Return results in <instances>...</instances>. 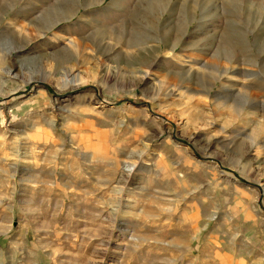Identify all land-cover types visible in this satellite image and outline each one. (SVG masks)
I'll return each instance as SVG.
<instances>
[{
    "label": "rangeland",
    "instance_id": "1",
    "mask_svg": "<svg viewBox=\"0 0 264 264\" xmlns=\"http://www.w3.org/2000/svg\"><path fill=\"white\" fill-rule=\"evenodd\" d=\"M0 264H264V0H0Z\"/></svg>",
    "mask_w": 264,
    "mask_h": 264
},
{
    "label": "bare ground",
    "instance_id": "2",
    "mask_svg": "<svg viewBox=\"0 0 264 264\" xmlns=\"http://www.w3.org/2000/svg\"><path fill=\"white\" fill-rule=\"evenodd\" d=\"M131 169V168H130Z\"/></svg>",
    "mask_w": 264,
    "mask_h": 264
}]
</instances>
